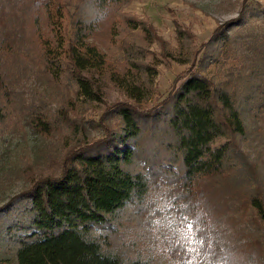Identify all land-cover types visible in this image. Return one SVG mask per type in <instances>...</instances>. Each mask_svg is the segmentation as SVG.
Segmentation results:
<instances>
[{
  "label": "trees",
  "instance_id": "16d2710c",
  "mask_svg": "<svg viewBox=\"0 0 264 264\" xmlns=\"http://www.w3.org/2000/svg\"><path fill=\"white\" fill-rule=\"evenodd\" d=\"M129 2L0 0V48L19 53L28 40L44 67L56 77L67 72L89 99L99 100L93 76L110 71L90 37L103 23L110 37L118 35L121 18L128 28L140 27L142 38L160 41L150 25L123 10ZM242 5L250 8L249 0ZM233 21L194 44L182 61L188 65L164 93L156 92L154 66L141 60V46L127 44L124 72L110 77L132 101L105 106L97 116L100 136L74 123L59 172L32 174L15 196L20 205L3 213L14 264H166L164 257L174 264H194L192 258L195 264H264V166L238 143L245 132L241 81L230 90L201 72L219 45L231 47ZM175 29L182 42L192 41L190 31L177 23ZM112 118L114 125L107 123ZM160 184L167 186L162 200L148 198ZM129 204L139 216L134 234L116 226ZM164 206L194 226L189 246L158 244Z\"/></svg>",
  "mask_w": 264,
  "mask_h": 264
},
{
  "label": "rangeland",
  "instance_id": "374dc122",
  "mask_svg": "<svg viewBox=\"0 0 264 264\" xmlns=\"http://www.w3.org/2000/svg\"><path fill=\"white\" fill-rule=\"evenodd\" d=\"M249 7L244 8L242 0H130L123 10L150 25L160 41L142 38L144 31L140 27L128 28L121 18L117 19L118 35L110 37L108 24L103 23V28L90 37L105 53L110 71L93 76L99 100L89 99L72 84L67 72L56 77L44 67L37 47L28 40L19 53L0 48V79L4 88H0V264H14L13 243L2 226L3 213L10 206L20 205L15 196L28 185L32 174L59 172L64 151L76 133L74 123L88 135L100 136L103 130L97 116L105 106L116 100L132 101L110 77L112 73L124 72L128 43L141 46V60L154 66L150 79L156 92L164 93L175 74L188 65V61H182L188 60L194 44L207 40L219 23L234 20L227 27L231 47L219 45L212 58L210 55L204 61L201 72L230 90L241 81L239 97L244 102L240 117L245 132L238 135V143L250 159L264 166V0H249ZM176 23L190 31L192 41L184 43L179 39ZM37 116L46 117L47 123ZM115 122V118L107 120L108 124ZM161 185L159 189L152 188L148 198L160 202L167 187ZM163 209L156 228L158 244L189 246L194 226L186 216L167 206ZM138 217L129 204L116 226L128 228L134 234ZM163 262L174 264L169 257H164ZM192 263H196L194 258Z\"/></svg>",
  "mask_w": 264,
  "mask_h": 264
}]
</instances>
